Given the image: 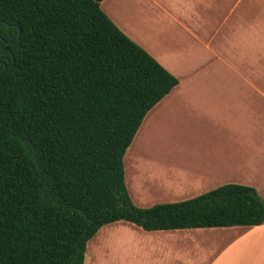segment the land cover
<instances>
[{"label":"trees","instance_id":"1","mask_svg":"<svg viewBox=\"0 0 264 264\" xmlns=\"http://www.w3.org/2000/svg\"><path fill=\"white\" fill-rule=\"evenodd\" d=\"M101 1L0 0V264H84L87 242L118 221L144 231L264 224V201L236 184L132 203L125 152L178 80Z\"/></svg>","mask_w":264,"mask_h":264},{"label":"crops","instance_id":"2","mask_svg":"<svg viewBox=\"0 0 264 264\" xmlns=\"http://www.w3.org/2000/svg\"><path fill=\"white\" fill-rule=\"evenodd\" d=\"M100 8L178 80L125 152L132 203H176L227 184L264 201V0H102ZM84 264H264V224L144 231L118 221L87 242Z\"/></svg>","mask_w":264,"mask_h":264},{"label":"rangeland","instance_id":"3","mask_svg":"<svg viewBox=\"0 0 264 264\" xmlns=\"http://www.w3.org/2000/svg\"><path fill=\"white\" fill-rule=\"evenodd\" d=\"M165 135H167L170 138L169 140H171L173 136H177V134H173L171 132H169V133H167ZM158 136H164V135L163 134H158Z\"/></svg>","mask_w":264,"mask_h":264},{"label":"water","instance_id":"4","mask_svg":"<svg viewBox=\"0 0 264 264\" xmlns=\"http://www.w3.org/2000/svg\"><path fill=\"white\" fill-rule=\"evenodd\" d=\"M19 35V31H18V33H16L15 35H14V37H17ZM5 44H9V42H4ZM5 68V65H3V69Z\"/></svg>","mask_w":264,"mask_h":264}]
</instances>
